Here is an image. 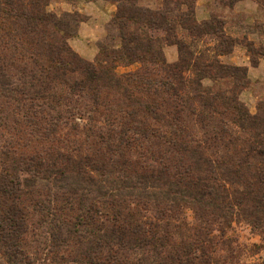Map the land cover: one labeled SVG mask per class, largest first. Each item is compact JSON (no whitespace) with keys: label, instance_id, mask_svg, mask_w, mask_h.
<instances>
[{"label":"trees","instance_id":"obj_1","mask_svg":"<svg viewBox=\"0 0 264 264\" xmlns=\"http://www.w3.org/2000/svg\"><path fill=\"white\" fill-rule=\"evenodd\" d=\"M49 1L0 0V125L11 116L56 128L68 119L62 98L81 104H65L75 116L89 96L88 110L107 115L108 147L27 155L0 143V264H212L208 233L183 237L185 208L207 230L247 223L264 249V104L251 113L239 97L246 68L219 59L236 43L227 22L198 20L196 0H108L117 10L90 62L68 43L85 18ZM208 39L216 44H196ZM166 44L178 46L176 61ZM134 62L141 70L117 73ZM139 141L152 152L142 162L127 154ZM40 227L44 256L29 242Z\"/></svg>","mask_w":264,"mask_h":264},{"label":"rangeland","instance_id":"obj_2","mask_svg":"<svg viewBox=\"0 0 264 264\" xmlns=\"http://www.w3.org/2000/svg\"><path fill=\"white\" fill-rule=\"evenodd\" d=\"M158 1L160 2V0ZM143 3H151L153 7L156 6L154 0ZM48 9L57 14L78 12L85 18L78 24L77 32L68 39V43L80 56L93 62L99 53L100 43L104 42L108 35L109 22L117 10L116 3L108 0H50ZM195 10L200 21L216 15L217 18L227 22L228 31H230L228 34L235 39L236 43L230 52L221 55L219 59L225 64L246 68L248 85L240 89L239 97L251 113H257L264 104V0H196ZM196 44L198 47L206 45L212 47L216 43L214 40L208 39L207 41L198 40ZM163 50L169 62L178 59L179 52L176 44H166ZM7 59L10 60V57ZM16 66L19 69L25 67L23 62H17ZM141 68L139 62H134L121 64L116 68V71L118 74L127 75L141 70ZM12 73H15V77L20 75L19 70L15 67L10 68V74ZM220 84L222 87H226L224 83ZM85 100L87 101L86 107L81 106L83 114L74 116L67 113L65 104L68 106H80L81 104H77L75 100L70 102L62 98L60 110L64 119H66L65 117L68 119L66 123H60L56 128L42 120L41 123L33 125L22 121L14 123L10 116L6 122L0 125V143L7 144L9 141L12 148L15 146L18 152L27 155L50 152L51 154L68 153L77 156L80 153H91L99 148L106 150L108 143L100 135L103 133L107 136V115L105 116L101 111H89L88 107L92 105L89 96L85 97ZM89 114L93 117L89 118ZM193 121V119L190 120L194 128L199 129V125ZM195 136L203 137L204 133L199 129ZM6 139L7 141L3 142ZM142 142H136V145L127 151V154L131 153V157L141 162L146 156L152 154V152L146 151L147 143ZM152 150L154 153H158L157 146L152 147ZM3 163L0 158V175ZM28 178L31 179L29 175ZM28 183L25 188L32 189L34 184L32 181H28ZM41 183L44 184L46 181ZM38 194V192L33 193L32 190V193L29 191L24 195L27 206L35 216L40 214L38 206L34 204ZM183 214L186 221V225L181 223L183 237L195 239L197 238L196 233H208L211 237L209 246L213 251L212 264H264V249L261 248L262 237L247 223L234 221L226 233H221L215 224L208 227L210 230L204 228L192 209L185 208L184 212L182 211ZM174 219L176 221L180 218ZM41 229V227L34 229L30 234L29 242L31 248H37L39 255L44 256L42 242L35 240L42 238L40 236Z\"/></svg>","mask_w":264,"mask_h":264}]
</instances>
